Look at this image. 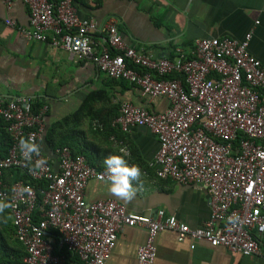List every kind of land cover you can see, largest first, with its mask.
<instances>
[{"label":"built area","instance_id":"obj_1","mask_svg":"<svg viewBox=\"0 0 264 264\" xmlns=\"http://www.w3.org/2000/svg\"><path fill=\"white\" fill-rule=\"evenodd\" d=\"M20 1L28 10V27L6 24L26 41L89 61L108 79L169 101L159 114L123 103L111 126L125 134L133 127L149 129L159 143L156 178L206 189L210 215L202 227L192 229L162 210L137 215L113 200L88 202L84 190L90 181L110 183L105 168L73 157L67 147L55 149L57 167L42 151L47 165L30 172L18 144L29 134L37 144L41 141L46 108L35 113L31 97L0 96V134L9 139L5 147L0 141V196L12 204L10 221L23 248L16 264H67L66 255L79 264H105L125 227L146 230L137 264L154 263L155 239L163 231L174 232L178 241L263 257L264 69L248 51L251 33L241 41L198 39L190 59H154L127 46L113 20L99 25L80 19L75 0ZM95 36L100 42H94ZM36 208L38 222L33 219Z\"/></svg>","mask_w":264,"mask_h":264},{"label":"crops","instance_id":"obj_2","mask_svg":"<svg viewBox=\"0 0 264 264\" xmlns=\"http://www.w3.org/2000/svg\"><path fill=\"white\" fill-rule=\"evenodd\" d=\"M6 2L0 0V96H28L43 104L46 112L38 144L54 167L57 158L55 149L45 143L46 129L79 110L85 97L93 93L95 99L84 106L79 129L84 132L81 135L84 141L91 143L98 154L84 149L83 140L74 141L84 149L89 164L102 169L104 158L109 156L104 151L127 146L128 161L138 164L143 175L131 201L116 198L109 191L110 183L98 181L87 184L86 201L113 200L128 213L137 215H153L162 210L192 229L202 227L210 215L208 192L202 187L156 178L159 143L149 129L133 127L126 134L115 127L105 134L95 131L102 124L111 123L123 103L159 114L169 107V101L164 97L143 96L138 87L125 81L110 80L89 61L76 60L44 43L26 41L6 20L28 27L27 7L20 0H10L7 9ZM75 6L80 19H93L99 25L113 20L127 46L154 59H190L198 39L241 41L251 33L248 51L264 69V0H75ZM94 42H100L98 36ZM110 132L112 136H108ZM145 240L144 228L125 227L117 235L105 264H137L136 251ZM155 246L153 264H264V256L242 257L202 242L178 241L171 231L159 233Z\"/></svg>","mask_w":264,"mask_h":264},{"label":"trees","instance_id":"obj_3","mask_svg":"<svg viewBox=\"0 0 264 264\" xmlns=\"http://www.w3.org/2000/svg\"><path fill=\"white\" fill-rule=\"evenodd\" d=\"M171 78H174V77H171ZM94 99L95 97L93 93L87 95L81 107L79 108V110H77L75 113H73L72 115L62 120L55 121L52 124H50L49 127L46 129L45 135H44V140L47 146H49L52 149L67 147L70 149L73 157L82 155L85 158L86 156L85 151H84L85 148L94 150L98 154L97 149H95L91 143H87L86 141H84L85 137L81 136V135H84V132L79 129V120H80V116L82 114L83 108L86 104L90 103V101ZM42 107H43V104L41 102H39L38 100H34L33 111L35 113H37L38 110L41 109ZM0 126L3 127V123L1 120H0ZM107 130H111V131L113 130L110 122H107L106 124H102L101 129H98V128L95 129V131L99 132V134H105ZM112 134L113 133L110 132L108 136H112ZM75 138L76 139L78 138V142H79V139L84 141V146H83L84 149L79 146L78 142L74 141ZM0 141L3 142L2 143L3 147L9 144V139L8 137L5 136L3 131H1V134H0ZM104 152H106L105 154H109V155L119 154L118 150L115 151L112 149L104 151ZM86 162L89 164L88 160H86ZM132 163L134 162L129 161V164H132ZM90 166L94 167V165L92 164ZM97 169L101 170L102 168L97 167ZM21 178L24 179L23 176H21ZM6 215H9L8 211L6 212ZM33 219L35 222H38L40 220L39 211L37 208L34 212ZM21 256H23V248L15 237V231H14V228L12 226L10 219H8L7 223L0 221V263L16 264L19 262V259L21 258ZM65 257H66L67 264H71L69 262L70 260L77 262V259L74 256L66 255Z\"/></svg>","mask_w":264,"mask_h":264},{"label":"clouds","instance_id":"obj_4","mask_svg":"<svg viewBox=\"0 0 264 264\" xmlns=\"http://www.w3.org/2000/svg\"><path fill=\"white\" fill-rule=\"evenodd\" d=\"M18 147L22 159L31 165L29 168L30 172L42 170L47 165L48 160L42 156L41 145L35 142L33 134H29L27 138H21ZM118 153L109 155L103 160L105 173L110 182L109 191L118 199L131 201L136 195L143 173L138 164H129L127 157L130 156V152L127 146H120ZM34 156L37 159L32 164ZM134 182H136L137 186H134ZM25 191H30V188L25 189ZM11 207L12 204L9 199L0 196V221L7 223L10 216L6 215V212ZM229 220L231 222V218Z\"/></svg>","mask_w":264,"mask_h":264}]
</instances>
